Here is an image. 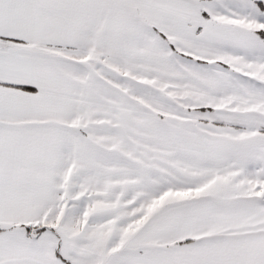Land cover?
Instances as JSON below:
<instances>
[{
	"label": "snow or ice",
	"instance_id": "obj_1",
	"mask_svg": "<svg viewBox=\"0 0 264 264\" xmlns=\"http://www.w3.org/2000/svg\"><path fill=\"white\" fill-rule=\"evenodd\" d=\"M0 264H264V0H0Z\"/></svg>",
	"mask_w": 264,
	"mask_h": 264
}]
</instances>
